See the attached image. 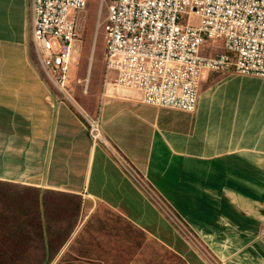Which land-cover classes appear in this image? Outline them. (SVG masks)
Listing matches in <instances>:
<instances>
[{
    "label": "crops",
    "instance_id": "obj_1",
    "mask_svg": "<svg viewBox=\"0 0 264 264\" xmlns=\"http://www.w3.org/2000/svg\"><path fill=\"white\" fill-rule=\"evenodd\" d=\"M30 31L31 0H0V181L81 198L50 264H264V79L208 73L193 113L103 92L102 77L65 100ZM96 116L146 189L90 138Z\"/></svg>",
    "mask_w": 264,
    "mask_h": 264
},
{
    "label": "built area",
    "instance_id": "obj_2",
    "mask_svg": "<svg viewBox=\"0 0 264 264\" xmlns=\"http://www.w3.org/2000/svg\"><path fill=\"white\" fill-rule=\"evenodd\" d=\"M86 1L31 0L33 58L65 100H71L69 72ZM105 8L98 23L105 44L103 92L134 91L146 105L193 113L208 73L264 79V0H109ZM207 39L221 41L222 50L203 55ZM86 123L90 138L107 145L131 179L146 189L102 136L98 116Z\"/></svg>",
    "mask_w": 264,
    "mask_h": 264
},
{
    "label": "trees",
    "instance_id": "obj_3",
    "mask_svg": "<svg viewBox=\"0 0 264 264\" xmlns=\"http://www.w3.org/2000/svg\"><path fill=\"white\" fill-rule=\"evenodd\" d=\"M80 204L77 195L0 181V264H50Z\"/></svg>",
    "mask_w": 264,
    "mask_h": 264
},
{
    "label": "rangeland",
    "instance_id": "obj_4",
    "mask_svg": "<svg viewBox=\"0 0 264 264\" xmlns=\"http://www.w3.org/2000/svg\"><path fill=\"white\" fill-rule=\"evenodd\" d=\"M101 2L102 7H99ZM108 3L109 0H87L85 8L77 20V52L74 54V61L70 67L69 86L71 88L76 86L82 92L91 81L98 78L99 82L102 77L105 44L104 34L102 28L98 27V23L104 20L105 5ZM182 19L185 20V16H182ZM191 22L196 23V19H191ZM220 42L213 44L211 40H205L202 46V54L212 55L218 52L220 50V47H218ZM215 45H217L216 48ZM219 77H222V74ZM69 92L71 94V91ZM177 231L181 238H184L182 232L178 229Z\"/></svg>",
    "mask_w": 264,
    "mask_h": 264
}]
</instances>
